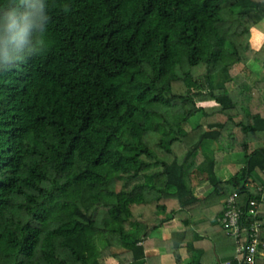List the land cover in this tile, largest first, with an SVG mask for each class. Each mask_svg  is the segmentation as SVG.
Instances as JSON below:
<instances>
[{
    "label": "trees",
    "instance_id": "16d2710c",
    "mask_svg": "<svg viewBox=\"0 0 264 264\" xmlns=\"http://www.w3.org/2000/svg\"><path fill=\"white\" fill-rule=\"evenodd\" d=\"M49 9L44 52L0 73V264H157L150 249L176 251L152 230L235 191L263 236L264 80L238 68L264 66V0ZM225 152L242 166L216 170ZM203 180L213 189L195 197Z\"/></svg>",
    "mask_w": 264,
    "mask_h": 264
},
{
    "label": "crops",
    "instance_id": "0c3cea01",
    "mask_svg": "<svg viewBox=\"0 0 264 264\" xmlns=\"http://www.w3.org/2000/svg\"><path fill=\"white\" fill-rule=\"evenodd\" d=\"M256 28L264 35V17L256 23ZM264 44V43H263ZM254 73L256 76L264 79V66H259L254 61H249L244 69ZM243 164V158L238 153L227 152L223 155L221 161L216 164L218 168L232 166L236 169ZM230 170H226L223 174L224 178L230 175ZM262 177L256 174L255 181L261 182ZM224 180V179H223ZM254 183H252L253 185ZM213 189L212 184L208 180H203L192 186V193L195 197L203 198ZM264 198V197H263ZM225 199L221 200V204L217 202L208 206V209H197L189 218L187 225H183L182 229L173 232L167 228L159 227L151 231L149 239L167 241L171 248L176 252H160V248L150 249L149 257H156L157 264H218L222 261H230L234 264H241V258L237 257L236 241L227 238L224 230L219 223V217L213 218L220 212ZM213 205V206H212ZM217 224H213L216 223ZM262 245L259 247V253L256 258L264 264V234L261 236Z\"/></svg>",
    "mask_w": 264,
    "mask_h": 264
},
{
    "label": "clouds",
    "instance_id": "9594fccd",
    "mask_svg": "<svg viewBox=\"0 0 264 264\" xmlns=\"http://www.w3.org/2000/svg\"><path fill=\"white\" fill-rule=\"evenodd\" d=\"M50 21L49 0L0 2V73L44 52Z\"/></svg>",
    "mask_w": 264,
    "mask_h": 264
},
{
    "label": "built area",
    "instance_id": "2783aa9c",
    "mask_svg": "<svg viewBox=\"0 0 264 264\" xmlns=\"http://www.w3.org/2000/svg\"><path fill=\"white\" fill-rule=\"evenodd\" d=\"M259 191L262 188L259 187ZM264 197V192L262 193ZM238 192L235 191L226 197L224 202V210L219 217L225 234L232 237L237 244V257L248 264H254L259 253V247L262 245L259 228L261 224L255 221L256 205L244 210L237 203ZM250 221L248 227H244V221ZM243 229L246 230V241L242 243ZM260 235V236H259ZM219 264H234L230 261H222Z\"/></svg>",
    "mask_w": 264,
    "mask_h": 264
},
{
    "label": "rangeland",
    "instance_id": "374dc122",
    "mask_svg": "<svg viewBox=\"0 0 264 264\" xmlns=\"http://www.w3.org/2000/svg\"><path fill=\"white\" fill-rule=\"evenodd\" d=\"M250 61H253V60H250ZM259 65V64H258ZM259 66H261V65H259ZM240 71H241V73L243 74V75H246V74H248V68H247V71H246V69H244V66H242V65H240V67L238 68ZM238 70V71H239ZM239 71V72H240ZM252 73V72H251ZM253 75H255L254 73H252ZM256 76V75H255ZM258 77V76H257ZM259 79L261 78V77H258ZM261 79H263V78H261ZM264 80V79H263ZM224 81V76L223 75H220L219 76V78H217L216 79V84H217V86H219L222 82ZM198 122H204V118H203V116H201V115H196V116H194V117H192L191 118V120H190V124L191 125H193V126H195ZM225 153H227V152H225ZM225 153H224V155H225ZM234 153H238V152H234ZM239 155H241L240 153H238ZM242 156V155H241ZM228 167V166H227ZM223 169L220 167V168H218V171H222ZM141 208H136V210L137 211H139ZM140 212H141V210H140ZM110 251L112 252V253H119V252H122V251H124V249L122 248V247H120V246H116V247H113V248H111L110 249Z\"/></svg>",
    "mask_w": 264,
    "mask_h": 264
}]
</instances>
